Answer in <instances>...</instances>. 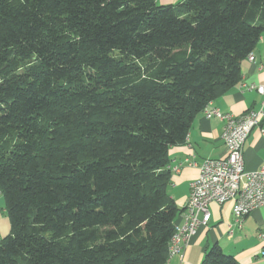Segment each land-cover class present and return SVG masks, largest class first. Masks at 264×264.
Instances as JSON below:
<instances>
[{
  "label": "trees",
  "instance_id": "1",
  "mask_svg": "<svg viewBox=\"0 0 264 264\" xmlns=\"http://www.w3.org/2000/svg\"><path fill=\"white\" fill-rule=\"evenodd\" d=\"M263 34L264 0H0V264H165L170 149Z\"/></svg>",
  "mask_w": 264,
  "mask_h": 264
},
{
  "label": "crops",
  "instance_id": "2",
  "mask_svg": "<svg viewBox=\"0 0 264 264\" xmlns=\"http://www.w3.org/2000/svg\"><path fill=\"white\" fill-rule=\"evenodd\" d=\"M182 0H158L160 4L175 5ZM255 61L244 59L241 64L242 79L228 92L213 101V105L223 112L236 116L250 111L264 109V96L247 86L251 83L264 82V34L253 51ZM224 121L218 118H207L199 113L187 135L184 143L170 149V164L172 172L168 192L175 203L184 208L191 191V183L200 174L199 164L205 159H216L226 156L227 149L222 139ZM264 117L259 125L251 131L244 146V165L247 171L259 170L264 165ZM187 159L196 165L186 162ZM180 166V171L174 172L173 167ZM233 204V205H232ZM234 202L223 205L211 203L210 221L199 227L197 233L190 239V245L182 255L174 254L165 264H201L206 251L214 244L239 264H264V240L259 237L264 232V206L252 211L244 218L241 226L235 223L233 211ZM183 222L182 214L176 219V224ZM10 220L5 209V197L0 190V239L9 234ZM233 229V233H230Z\"/></svg>",
  "mask_w": 264,
  "mask_h": 264
},
{
  "label": "built area",
  "instance_id": "3",
  "mask_svg": "<svg viewBox=\"0 0 264 264\" xmlns=\"http://www.w3.org/2000/svg\"><path fill=\"white\" fill-rule=\"evenodd\" d=\"M248 59L254 62L255 55L251 53ZM244 86L264 96V82ZM203 113L207 118L224 121L222 139L227 153L221 158L205 159L198 165L200 174L191 183L190 195L181 213L183 222L175 225V233L170 241L169 259L174 254L183 257L190 245V239L200 226L210 221L211 203L223 205L229 201L234 202V199H242V208L234 211L235 223L239 226L247 215L264 206V165L256 171H247L244 165L245 143L253 128L259 125L261 118L264 117V109L236 116L223 112L210 102ZM186 162L196 165V162L190 159ZM180 168L179 165L175 166L173 171L178 172ZM230 230L232 234L233 229ZM259 237L264 240V232H260Z\"/></svg>",
  "mask_w": 264,
  "mask_h": 264
},
{
  "label": "bare ground",
  "instance_id": "4",
  "mask_svg": "<svg viewBox=\"0 0 264 264\" xmlns=\"http://www.w3.org/2000/svg\"><path fill=\"white\" fill-rule=\"evenodd\" d=\"M241 208H242V199H234L233 211H239Z\"/></svg>",
  "mask_w": 264,
  "mask_h": 264
}]
</instances>
